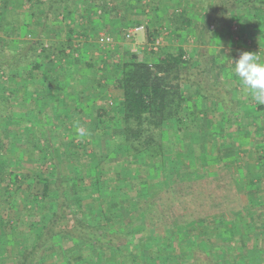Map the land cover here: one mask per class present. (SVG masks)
<instances>
[{
	"label": "rangeland",
	"instance_id": "1",
	"mask_svg": "<svg viewBox=\"0 0 264 264\" xmlns=\"http://www.w3.org/2000/svg\"><path fill=\"white\" fill-rule=\"evenodd\" d=\"M127 1H123L122 6L113 0L105 4L108 12L116 9L112 7L115 3L121 10L118 15L108 13L111 24L117 23L116 32L105 31L108 23L103 31H98L94 37L87 39L89 48H85L84 54L95 61L93 67L96 75L104 72L107 63L109 66L119 65L128 55H136L140 61L150 65L157 61L160 54H174L178 49L185 52L186 59L194 58L195 61L180 73L184 80L182 91L184 90L185 95L188 91L192 98L183 105L185 113L180 114L179 136L174 138L166 131L162 136L164 141L174 143L172 152H165V157L171 153L174 158L169 160V167L166 169L155 165L152 160L141 163L139 158L137 162L142 165L138 170V163L126 154L120 144V132L114 127L102 129L96 125L95 110L100 102L88 104L85 110L81 109L77 114L69 106L70 114L67 118H64L62 113L55 112L54 107H46L41 118L44 121L41 123L48 128L49 137L42 135L44 138H41L39 143L40 148L44 147L41 151L46 159L41 156L39 159L28 158L10 166V170L18 175L22 186L14 191L15 195L11 197L14 199H2L0 194V264H19L16 259H12L14 249L16 251L18 247L24 248L32 242L30 232H27L28 224L19 222L14 226L9 222L10 218H19L21 210L25 207L26 193L31 192L33 196L40 198L38 196L45 190L46 178L51 182L55 179L52 172H57L64 186L71 189L73 184L78 185L76 180L80 175L76 172L79 169H84V175L91 176L103 169L109 181L90 184L91 195L82 197L81 206L72 204L73 210L80 218L98 222L99 226H105L110 231L115 228L122 231L126 228L125 230L133 232L144 229L145 221L141 212L146 208L150 214L157 217L154 232H157L162 224L174 222L176 219V222L182 225L174 239V246L172 247L170 242L169 245H164L169 253L171 249H175L172 252L181 254L179 242H186V238L190 236L187 233H191L183 226L189 223L191 225H187L188 228L196 230L195 241L191 243H195L198 249L191 258L185 249L182 254L187 258L181 264H193L195 256V261H206L205 264H264V105L255 103L233 71V62L242 52L259 53L264 60V19L255 27L251 17L246 15L244 10H237L236 18L212 25L209 30L212 33L204 35L203 43L204 31L200 23L195 22L194 25L177 31L166 21L170 10L168 7L162 9L166 16L153 14L152 20L148 21V0L141 5L138 0L134 1L135 5L134 2L130 5ZM174 1L176 0H168L164 6H169ZM101 12L102 10L97 16L101 15ZM161 19L163 20L160 21ZM194 19L200 20V17L194 16ZM135 26H143L144 29L127 39L125 35L128 30ZM100 35L112 38L113 44L100 45ZM157 40L159 45L154 48V42ZM6 76L2 74L3 81ZM215 82L227 93L228 99L233 102V109L225 105L229 104L227 100L221 105L211 99V87ZM66 85L72 90L78 86L73 79H69ZM198 89L200 91H196ZM107 90L110 94L105 95L106 109L110 112L117 98L112 93L113 89ZM102 92L105 91L100 93ZM183 124L186 132L183 131ZM78 127L85 130V136H79ZM59 141L65 142L64 146L70 153L76 152L82 156L75 163L61 162V151H54ZM259 156H262V159H259ZM89 162H92L91 169ZM80 163L84 167H80ZM173 172L177 179H174L172 188L167 189L166 184H171V179L168 180ZM6 183L9 181L0 176V186ZM10 187L14 190L13 185ZM158 188L160 192L155 191ZM53 192L47 194L51 196ZM74 194L77 198L80 197V194L70 191L69 198ZM109 197L113 200L121 198L120 212L113 213L112 208H93L95 199L100 203ZM37 198L34 199L31 209L36 208L40 213H44L42 207L36 205ZM134 202L136 203L133 204ZM33 217L35 220H28L32 229L38 231L45 225L46 220L42 216ZM204 221L208 223L202 224ZM147 230L149 226L134 235L143 238ZM199 237H208V242L200 241ZM150 239L147 236L144 240L151 244ZM156 240L160 242L158 245L165 242L160 238ZM78 244L66 239L63 243H57V251L60 250L62 255L69 254L70 251L76 252L69 258L74 264L80 263V254L93 256L88 246ZM205 250L213 251L212 255ZM249 252L253 255H249ZM4 254L7 257H2ZM119 256L114 255V258Z\"/></svg>",
	"mask_w": 264,
	"mask_h": 264
},
{
	"label": "trees",
	"instance_id": "2",
	"mask_svg": "<svg viewBox=\"0 0 264 264\" xmlns=\"http://www.w3.org/2000/svg\"><path fill=\"white\" fill-rule=\"evenodd\" d=\"M31 1L27 0L32 5ZM85 1L105 9V4L110 0ZM113 1L119 2L121 6L123 1L125 2V0ZM160 2L161 0L150 1L151 9L154 12L160 10ZM176 2L180 12L173 10L168 13L166 21L173 25L177 31L184 30L188 26L194 25L195 22L200 23L202 31H204L203 43H205L204 35H211L212 32L209 30L212 25L223 21L229 22L230 19L236 18L237 10H244L246 15L251 17L255 27L264 19V0H208V2L206 0H176ZM5 5L6 2L0 9V33L10 37L14 34L13 28H16V20L12 22L4 18L5 14L3 15L1 11ZM190 9H192L191 15L188 14ZM157 14H160L159 11ZM194 16H199L200 20H195ZM32 17L34 16L32 15ZM0 45V52L4 51L3 54L2 52L0 54V176L9 181L4 186H0L2 199L14 197V191L22 186V183L18 181V175L9 167L17 164L18 161H24V159L44 157L41 151L44 147L40 148L39 143L40 139L44 138L42 135L46 134L45 136L49 137L48 128L41 123L44 121L41 118L46 107H54L53 110L62 113L64 118L69 117V106L77 114L78 109L82 106L81 104L71 105L77 101L71 102L70 100L84 97L81 93L85 89L89 92L86 97L89 96L94 101L100 100L94 116L97 120L96 125L102 129L116 128L120 132L119 136L122 138L120 144L126 154L132 157L136 163L140 158L141 163L145 160H152L155 165L162 166L164 169L169 167V160L173 159L174 155L170 153L165 157V152H172L174 143L164 141L163 132L171 133L174 138L179 136L180 114L185 113L183 105L192 98L188 91L187 95L184 90L182 91L184 80L180 77V73L195 60L194 58L186 59L182 49H178L174 54H160L152 65L140 61L136 55H128L121 60L119 65L109 66L107 63L104 72L96 75L93 67L95 61L93 58H87L81 49H78L81 51V56L78 58L66 54V50L69 48L68 42L45 43L40 38V40L23 41L20 44L16 40L6 41L0 38ZM2 74L7 75L4 81L1 78ZM69 79L76 82L79 94H73V91H70L72 88L69 90L66 85ZM108 88L110 91L113 89L112 93L117 98V101H114V108H111L110 112L106 109V96L100 97V92L102 90L108 92ZM210 95L211 99L221 105H224L226 100L229 101V104L225 105L233 109V102L228 99L227 93L222 91V86L217 82L211 87ZM191 113L189 114L191 115ZM39 121L40 124H38ZM184 125H182L183 131H185ZM64 145V141H59L54 150L61 151L60 161L66 164L69 161L75 163L82 155L80 156L76 152L70 153ZM36 150L39 151L36 152ZM259 157L262 159V156ZM91 163L89 162L90 169ZM140 165L142 164L136 165L138 170ZM80 167H84V165L80 163ZM237 173L240 175L239 170ZM52 174L55 175V179L51 182L48 177L46 178L47 182L44 185L46 191L43 190L38 196L40 198L27 192L25 207L21 210L19 218L9 219V222L14 226L19 222L29 225L27 232H30L32 242L24 248L18 247L16 251L14 249L11 255L12 259H16L19 264H74L69 258H72L76 252L70 251L69 254L62 255L60 250L57 251V243H63L66 239L75 244L80 243L78 245L88 246L89 252L93 255L88 257L80 254L81 261L78 264H161L160 262L181 264L187 258L182 254L185 249L190 254V258L195 255L198 248L195 243L191 242L195 241L196 233L194 231L196 230L187 226L191 224L186 222L188 224L183 226L191 233H187L190 236L186 238V242H179L181 254L172 252L175 249H171L169 253L164 245H169L170 242L171 246H174V239L182 225L178 224L176 219L174 222L162 224L161 228L154 232L157 217L150 214L146 208L141 212V215L145 221L144 229L149 226V230L143 238H138L134 234L143 232L144 229L129 232V230H125L126 228L122 231L120 228H115L110 231L105 226H99L98 222L80 218L73 210L72 204L81 206L82 197L91 195L90 184L109 182L103 169L96 171L93 176L91 174L84 175V169H79L76 172L78 176L80 175L76 180L78 185L73 184L71 189L64 186L57 172H52ZM25 177L27 176L25 175ZM170 179L172 182L170 185L166 184L167 189L172 188L177 179L175 172L171 174L168 181ZM179 180L183 181V179ZM11 185L14 190L10 187ZM160 188L163 190L162 187ZM161 190L158 188L155 191L160 192ZM52 191L54 192L49 196V192ZM70 191L80 194V197L77 198L74 194L69 198ZM227 192L230 194L228 190ZM36 198V205L42 207L44 213H40L36 208L31 209ZM120 199L113 200L109 197L100 203L95 199L93 208H112L113 213H117L120 212L119 208L122 205ZM33 215H37L39 218L42 216L46 220L45 225L38 231L32 229V224L28 220H35ZM205 223L208 221H204L202 224L205 225ZM175 227L177 230L174 231ZM209 227L211 228V222ZM147 236L149 239L151 238V244L144 240ZM136 238L137 242H135ZM158 238L165 242L158 245L160 243L156 240ZM199 238L204 242H208L209 239L208 237ZM205 252L212 255L213 251L205 250ZM114 255L120 256L115 259ZM249 255H253V253L249 252ZM2 257H7V255L4 254ZM195 257L193 264L206 263V261L203 263H200L199 260L195 261Z\"/></svg>",
	"mask_w": 264,
	"mask_h": 264
},
{
	"label": "crops",
	"instance_id": "3",
	"mask_svg": "<svg viewBox=\"0 0 264 264\" xmlns=\"http://www.w3.org/2000/svg\"><path fill=\"white\" fill-rule=\"evenodd\" d=\"M134 1L137 0H128L127 2L131 5ZM138 1L140 5L141 3L147 2H145V0ZM4 2H6V5L4 6V9H2L1 13H3V15L5 14L4 18H7V20L9 21L13 22L14 20H16V28H13L14 34H12V36L10 37H6L5 35L3 36L0 33V38L2 40H16L20 44L23 41H32L33 39L40 40V38L45 43L51 42L56 44L57 42H68L69 48L66 50V54H68L69 56L72 55L75 58L81 56V51L85 53V48H89L87 39L94 37V34L96 32L103 31L102 29H105L108 23L109 25H107V29H105V31L110 33L116 32L115 28L117 26V23H115L114 25L111 24V21L108 19V13L117 15L121 14V10L118 9L119 6L117 3L112 5V7L116 9L108 12V10L103 9L102 6L96 7L92 3L85 0H32V5L28 3L27 0H0V9L3 7ZM167 3L168 0H166V2H163V0H161L160 2L159 6L161 7L158 11L162 16L166 14L162 9H167V7L168 9H170L169 13L173 12V10L179 12L180 9H178V4L176 1L171 2L169 6H164ZM147 4L149 6V17L147 20L150 21L152 20V15L157 14L158 11L154 12L151 9L150 0H148ZM100 10H102V14L97 16V13H100ZM136 13L138 14L139 12ZM191 13L192 11H188L189 15H191ZM32 15L34 17H32ZM162 20L163 19H161L160 21ZM40 31H42V33H39ZM38 34L39 36H37ZM78 49H81V51H78ZM3 53L4 51L2 52V54ZM77 89L72 90L73 94H79ZM81 94L84 97L81 96L78 100H76V98L70 100L71 102L77 101L76 103H71V105L81 104L82 107H80L78 111L81 109L85 110L87 105L92 102L99 103L100 101L99 99L97 101H94L91 98H88V100L86 98V95L89 94V92L86 91V89L83 90ZM106 94L109 95L110 93L106 91L102 92L100 93V97ZM82 119H84V116L82 117Z\"/></svg>",
	"mask_w": 264,
	"mask_h": 264
},
{
	"label": "clouds",
	"instance_id": "4",
	"mask_svg": "<svg viewBox=\"0 0 264 264\" xmlns=\"http://www.w3.org/2000/svg\"><path fill=\"white\" fill-rule=\"evenodd\" d=\"M233 64V71L247 94L257 105H264V60L259 53L242 52ZM77 133L81 137L86 135L81 127L77 128Z\"/></svg>",
	"mask_w": 264,
	"mask_h": 264
},
{
	"label": "built area",
	"instance_id": "5",
	"mask_svg": "<svg viewBox=\"0 0 264 264\" xmlns=\"http://www.w3.org/2000/svg\"><path fill=\"white\" fill-rule=\"evenodd\" d=\"M143 29H144L143 26H135V27L131 28L130 30H128V32L125 35V37L127 39H130L133 36H135L137 33L143 31ZM98 43L100 45L109 46V45H112L113 44V40L109 36L100 35L99 38H98ZM154 45H155L154 48H156V46L159 45V40H157L156 42H154Z\"/></svg>",
	"mask_w": 264,
	"mask_h": 264
}]
</instances>
